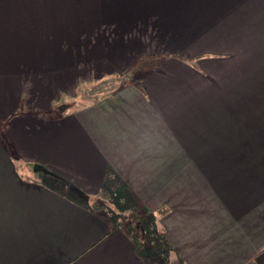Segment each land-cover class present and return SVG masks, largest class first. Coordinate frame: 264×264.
Wrapping results in <instances>:
<instances>
[{
	"label": "crops",
	"instance_id": "crops-1",
	"mask_svg": "<svg viewBox=\"0 0 264 264\" xmlns=\"http://www.w3.org/2000/svg\"><path fill=\"white\" fill-rule=\"evenodd\" d=\"M89 1L0 0V264H157L91 207L107 177L181 264H264V0Z\"/></svg>",
	"mask_w": 264,
	"mask_h": 264
},
{
	"label": "rangeland",
	"instance_id": "rangeland-1",
	"mask_svg": "<svg viewBox=\"0 0 264 264\" xmlns=\"http://www.w3.org/2000/svg\"><path fill=\"white\" fill-rule=\"evenodd\" d=\"M92 5V12L95 8L96 2L94 0L89 1ZM131 0H102L99 2L100 10L105 13L107 8H112V11L107 13V19H110V22H115L116 19H119L123 14H128L132 7L134 6L133 2L130 4ZM95 11V10H94ZM135 17V14L132 13V16L128 18L132 19ZM112 49V48H111ZM113 54L112 50L109 53ZM142 68L132 69L129 68L126 71V74H122L120 76L106 77L103 80L93 81L88 84H83L79 89V97L77 99L78 104H88L91 102H95L101 98L110 97L112 98L116 91L125 85L130 78L136 79L138 77V71ZM60 110V109H59ZM71 108L66 110V113L70 112ZM60 113V112H58ZM117 181L118 179H112ZM120 181V180H119ZM110 198V199H109ZM108 198L106 206L113 219L117 224H121L122 226H126L127 231L133 236L131 227H135V242L139 240L141 243H144L149 235L150 242L157 245L161 249H164L163 259L164 264H181V261L177 259V256L174 251L169 250L163 242H158L159 237V228L158 225H154L150 223V221H144L140 223L141 220L138 217L139 214H144L141 207L135 205L134 199L131 197L126 187L123 185L121 181L119 182V188L117 191L111 192V196ZM87 199H89L87 197ZM129 205L134 208H130ZM129 208V209H128ZM139 213V214H138ZM131 230V231H130ZM156 235V237H155ZM165 256V257H164ZM153 263H157L153 260ZM157 264H160L159 262Z\"/></svg>",
	"mask_w": 264,
	"mask_h": 264
},
{
	"label": "trees",
	"instance_id": "trees-1",
	"mask_svg": "<svg viewBox=\"0 0 264 264\" xmlns=\"http://www.w3.org/2000/svg\"><path fill=\"white\" fill-rule=\"evenodd\" d=\"M119 182H120L119 180L114 181L110 177H107L106 181H105V185L103 187V190L97 196L96 200L93 202V204L91 206L94 210H97L99 213H101V215L107 217L109 220H114V219H113V216L111 215V212H109L108 209H106L107 208L106 206H108L107 205L108 204L107 201H108V198L111 196V192L117 191V189L119 188ZM122 187H123V184H122ZM129 207L131 209L134 208L133 210H135V207H132L131 205H129ZM142 210L144 211L143 212L144 214H139L138 213L139 215H138L137 218L141 219V220H138V221H140V223H143V220L144 221H148L149 220L150 223H152L154 225H158L159 232H160L159 233L160 234L159 237H157L158 238V242H163L165 244V246L169 250H172L170 248L169 242H168V240L166 238L165 230H164V228L161 226V224L159 222L161 213H152V212L146 211L145 209H142ZM131 229H132L133 236H135V230H136L135 227L132 226ZM155 237H156V235H155ZM136 241H137V247L141 251L140 255L144 259L149 261V263L150 262H154L153 260H155L157 263L159 262L160 264H164V259H163V254L165 252L164 249H161L160 247H157V245L153 244L152 241L150 242L149 235H148L146 241H145V238H144V243H141L139 240H136Z\"/></svg>",
	"mask_w": 264,
	"mask_h": 264
},
{
	"label": "water",
	"instance_id": "water-1",
	"mask_svg": "<svg viewBox=\"0 0 264 264\" xmlns=\"http://www.w3.org/2000/svg\"><path fill=\"white\" fill-rule=\"evenodd\" d=\"M65 107H66V105H62L59 109L63 111L65 109ZM34 171L43 172L45 174H49V175H53V176L57 177V175L53 171H51L50 169H48L47 167H45L44 165L39 164V163L34 165Z\"/></svg>",
	"mask_w": 264,
	"mask_h": 264
}]
</instances>
